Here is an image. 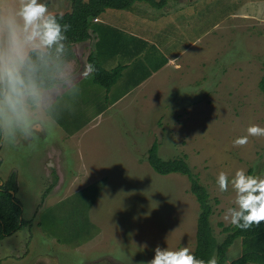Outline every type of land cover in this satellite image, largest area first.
Wrapping results in <instances>:
<instances>
[{"label":"rangeland","instance_id":"1","mask_svg":"<svg viewBox=\"0 0 264 264\" xmlns=\"http://www.w3.org/2000/svg\"><path fill=\"white\" fill-rule=\"evenodd\" d=\"M5 2L16 0H0ZM38 2L52 14L71 8L70 0ZM197 3L203 4L204 19L196 34L205 33V50L218 55L198 68L199 77L170 74L167 81L165 70L143 89L146 107H129V101L110 107V95L92 74L72 98L60 94L47 110L42 104L32 108L37 140L18 133L15 143H2L0 174L3 181L11 172L19 179L14 195L26 224L0 240V264H147L157 246L193 252L198 203L186 176L160 175L148 165L153 143L164 160L186 157L210 194L212 229L219 241L225 238L222 228L232 224L224 216L236 207V194L231 183L228 191H219L218 174L224 172L231 181L243 169L264 179V136L233 145L249 126L264 128V93L258 87L264 76V0ZM81 45L53 57L43 72L60 77ZM206 51L199 54L205 62L212 57ZM79 149L92 154L93 163L101 162L94 168L93 184L82 173L77 181L71 179L77 164L71 154L77 157ZM240 253L236 240L227 260Z\"/></svg>","mask_w":264,"mask_h":264},{"label":"crops","instance_id":"2","mask_svg":"<svg viewBox=\"0 0 264 264\" xmlns=\"http://www.w3.org/2000/svg\"><path fill=\"white\" fill-rule=\"evenodd\" d=\"M182 1L168 0L164 6L159 7L145 0H137L127 10L109 9L102 13L97 21H92L89 28L90 39L80 42L82 45L77 50L73 48V57H69L67 63L63 65L56 86L47 90L41 88L44 98L42 105L45 106V110L49 108V103L59 97L58 95L63 94V99L72 98L75 96L74 89L81 87L84 82L89 83L87 79L89 76L84 77L81 73L91 52L95 53L104 69L124 67L114 85L109 90L105 89V93L111 98L110 107H119L128 101L129 107H146L142 102L143 98L147 97L143 89L165 70L164 76L167 81L171 80L170 74L182 77V73L185 75L191 72V76L197 75L195 79L199 77L198 68L201 69L218 55L217 53L211 55L210 49L205 50L203 45L205 33L196 34L204 19L200 10L203 4H195L196 0H187V4ZM195 9L199 11L195 12ZM155 10L164 12L154 14ZM214 39L220 44L221 36H216ZM202 50L206 51L205 56H212L209 61L205 62L199 55ZM216 50L220 52L219 45L216 46ZM81 139L82 137L77 142ZM130 154L123 155L126 157ZM71 155L72 160L77 163L71 179L77 181L79 174L82 173V179L87 178L93 184L96 177L94 172L97 171L94 168L101 162L93 163L92 154L82 149L76 151L77 157H74V151ZM0 177L2 180L5 179L2 174ZM17 185H20L19 179ZM18 190H20L19 186Z\"/></svg>","mask_w":264,"mask_h":264},{"label":"clouds","instance_id":"3","mask_svg":"<svg viewBox=\"0 0 264 264\" xmlns=\"http://www.w3.org/2000/svg\"><path fill=\"white\" fill-rule=\"evenodd\" d=\"M69 24H61L50 13L46 3L38 0H16L15 4H0V142L15 143L19 133L25 140L35 141L32 108L43 103L41 69L55 57H61L69 47L65 33ZM91 63L84 65L82 76L94 74ZM78 92V88H77ZM247 135L233 141L244 146L248 138L264 136V128L251 125ZM231 183L235 191L234 208H228L224 219L241 230H248L264 222V179L246 174L240 169L229 181L220 172L216 184L221 193ZM147 264H206L187 248L178 251L157 246ZM207 264H218L213 256ZM230 264V261L227 262Z\"/></svg>","mask_w":264,"mask_h":264},{"label":"trees","instance_id":"4","mask_svg":"<svg viewBox=\"0 0 264 264\" xmlns=\"http://www.w3.org/2000/svg\"><path fill=\"white\" fill-rule=\"evenodd\" d=\"M137 0H70L71 8L64 14H54L61 24H69L70 29L65 33L69 49L76 43L90 39L89 28L92 21L97 19L106 10H124L132 6ZM156 6H164L168 0H145ZM87 62L95 66L93 74L94 82L104 89L109 90L121 76L123 66L112 69H104L95 53L91 52ZM42 89H51L58 83L53 75H46L41 69ZM258 87L264 93V76L258 82ZM3 133L0 132V138ZM2 142H0V148ZM147 161L151 168L160 175L181 174L189 180V192L194 195L198 203V215L196 219L195 248L192 254L198 259H203L206 264L213 256L218 264H227V251L230 246L240 240L241 253L230 264H264V222L259 226H253L248 230H241L234 225L223 226L225 238L219 241L212 229L211 216L214 206L211 202L207 188L200 182V178L194 173L186 161V157H177L164 160L158 154V144L154 143L148 150ZM1 165V160H0ZM0 240L12 235L26 224L21 217L22 207L14 195L17 192L15 174L11 172L3 181L0 177ZM48 190V189H47ZM47 190L44 192L46 195ZM217 202V200H216Z\"/></svg>","mask_w":264,"mask_h":264},{"label":"flooded vegetation","instance_id":"5","mask_svg":"<svg viewBox=\"0 0 264 264\" xmlns=\"http://www.w3.org/2000/svg\"><path fill=\"white\" fill-rule=\"evenodd\" d=\"M16 184H17V181H16ZM17 188H18V185H17ZM17 191H18V189H17ZM41 196H42V197L44 196V192L41 194Z\"/></svg>","mask_w":264,"mask_h":264},{"label":"water","instance_id":"6","mask_svg":"<svg viewBox=\"0 0 264 264\" xmlns=\"http://www.w3.org/2000/svg\"><path fill=\"white\" fill-rule=\"evenodd\" d=\"M2 183H0V185H1Z\"/></svg>","mask_w":264,"mask_h":264}]
</instances>
